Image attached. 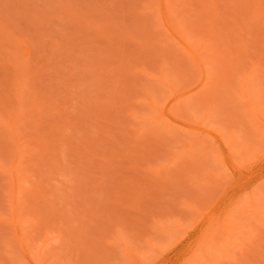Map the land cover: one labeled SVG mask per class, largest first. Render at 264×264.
Segmentation results:
<instances>
[{
	"label": "rangeland",
	"instance_id": "374dc122",
	"mask_svg": "<svg viewBox=\"0 0 264 264\" xmlns=\"http://www.w3.org/2000/svg\"><path fill=\"white\" fill-rule=\"evenodd\" d=\"M0 264H264V0H0Z\"/></svg>",
	"mask_w": 264,
	"mask_h": 264
}]
</instances>
